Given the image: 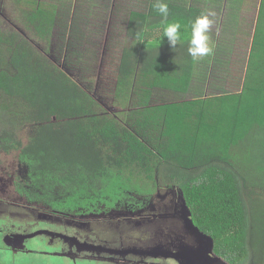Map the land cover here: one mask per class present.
Masks as SVG:
<instances>
[{"label": "trees", "instance_id": "trees-1", "mask_svg": "<svg viewBox=\"0 0 264 264\" xmlns=\"http://www.w3.org/2000/svg\"><path fill=\"white\" fill-rule=\"evenodd\" d=\"M166 2L167 21L153 0L130 12L126 33L135 46L123 50L116 97L132 107L120 116L105 113L27 36L0 26V114L21 104L27 112L15 115L20 125L37 126L25 144L13 123L1 131L0 147L20 151L29 165V199L58 211H91L99 199L113 207L125 191L145 185L177 186L215 254L231 264H264V7L245 74L235 75L233 63L218 60L210 69L208 59L188 54L191 23L206 10ZM15 3L24 26L47 44L60 19L74 13L70 0ZM174 21L182 33L175 49L164 36ZM212 70L218 72L212 85L222 90L206 95ZM162 97L165 102H154Z\"/></svg>", "mask_w": 264, "mask_h": 264}, {"label": "rangeland", "instance_id": "rangeland-1", "mask_svg": "<svg viewBox=\"0 0 264 264\" xmlns=\"http://www.w3.org/2000/svg\"><path fill=\"white\" fill-rule=\"evenodd\" d=\"M146 1L70 0L69 5H72L74 13H69L67 18L64 17L66 19H60L49 44L24 26V17L20 13L22 6L16 4L15 0H0V26L3 30L16 29L27 36L38 50L46 51L52 61L89 91L101 103V108L105 113H118L120 116L121 112H126L132 107L125 106L123 101L116 97L123 50L127 46H135V41L127 37V22L133 9H145L148 6L145 4ZM92 4L94 7L91 8L92 12L89 14L90 11L87 10ZM217 13L219 12L212 17L215 18V23H217V17H223L220 13V16L216 17ZM260 22L262 23L261 17ZM219 23L215 26L213 24L211 29L212 41L215 45L214 54L201 59H209V67L212 65L210 69L218 67L219 63H216L218 60L233 63L237 67L232 66L233 73L244 75L251 50L249 43L254 26L251 23L246 30H242L244 28L242 26L240 28L237 26V31H234L228 30L227 25L223 26ZM230 31H233L231 34H238L237 37H231ZM221 38H229L231 41H228L227 46H222ZM239 40H242L240 41L242 43L237 46L235 42ZM242 44L245 46H241ZM218 49H222L221 55L216 53ZM216 72L217 70H212L209 73V80L204 91L206 95L222 90L221 86L212 85L215 79L218 81L217 77L215 78ZM192 96L194 95L190 94L186 98ZM161 99L164 98L155 99L154 102H165ZM26 112L27 108L21 104L7 106V111L0 114V140L1 131L5 128L6 130L13 129L11 126L13 123H16L18 127L15 129L17 137L25 144L36 135L37 126L20 125V116L15 117L18 114L22 116ZM260 136L262 138V135ZM25 161L20 151L5 152L0 147V264H115L95 259L75 260L63 253L61 242L53 243L47 236L41 234L31 235L51 229L48 226L60 219L69 221L71 224H80L86 227V230H100L102 236L107 234L121 238L122 241L126 240L130 244H137L144 237H153L152 240L157 242L162 239L159 235V232L163 230L162 225H166L163 224L164 218L158 215L159 210L161 213L170 212L179 200H183L186 212L189 210L177 186L160 189L150 184L141 187L142 190L125 191L113 207L106 205L104 199H99L94 210L61 213L55 211L44 201H34L26 195L27 190H32L30 180L32 171ZM97 188L96 195L102 196L101 190L104 185L99 183ZM149 190L153 191L148 193ZM69 194L70 192L67 191L58 199L65 200ZM128 210L134 215H131ZM142 214L146 215L142 216ZM131 216L134 217L122 219ZM118 218L121 220L117 221ZM155 220L159 224L155 223ZM115 221L117 222L114 223ZM23 227L26 228L24 232L27 231L31 237L29 236L24 246L26 248L14 250L9 247L5 233L21 230ZM165 263L174 264L175 262L169 260Z\"/></svg>", "mask_w": 264, "mask_h": 264}, {"label": "flooded vegetation", "instance_id": "flooded-vegetation-1", "mask_svg": "<svg viewBox=\"0 0 264 264\" xmlns=\"http://www.w3.org/2000/svg\"><path fill=\"white\" fill-rule=\"evenodd\" d=\"M183 205V200H179L170 212L161 213L159 210L158 215L164 218L163 224L166 225H162L163 230L159 232L162 239L157 242L152 240L153 237H144L141 242L130 244L121 238L107 234L102 236L100 230H86V227L80 224H71L60 219L53 221L55 224L48 226L51 229L43 235L53 243L61 242L63 253L75 260L95 259L115 264H167L165 262L169 260L174 261V264H231L215 254L209 236L199 231L192 223L189 210L186 212ZM131 215L134 214L131 212ZM132 217L134 216L122 219ZM119 220L121 219L118 218L117 221ZM154 222L157 223L156 220ZM25 227L21 230H18V227L20 233H17L18 231L5 233L7 242L18 247L23 246L24 241L27 243L29 233L24 232Z\"/></svg>", "mask_w": 264, "mask_h": 264}, {"label": "crops", "instance_id": "crops-1", "mask_svg": "<svg viewBox=\"0 0 264 264\" xmlns=\"http://www.w3.org/2000/svg\"><path fill=\"white\" fill-rule=\"evenodd\" d=\"M180 1H184L185 3L188 2L190 3V5L193 4L201 8H204L209 13L219 12L221 15H223V17L222 16L220 18L217 17L220 16V14L217 13L216 22L222 23L223 26L227 25L228 30L237 31V26H239V28L240 26H242L244 27L242 30H246L249 28V25L252 23L254 26L253 28L254 31L251 35L250 43H249L250 48L252 47L255 30L260 20L261 9H263L264 7V5H262L263 0H180ZM262 11H264V9ZM250 17H252L251 20ZM217 23H214V26L217 25ZM246 25L248 26L245 27ZM232 32L233 31H230L231 37H237L238 34H231ZM227 34H229L228 31ZM220 40H223L222 46H227L228 41H231L229 40V38H221ZM240 41L242 40L235 42L236 44H238L237 46H240V44L242 43ZM241 46H245V45L242 44ZM216 51L217 53L220 51L219 55L222 54V49H218Z\"/></svg>", "mask_w": 264, "mask_h": 264}, {"label": "clouds", "instance_id": "clouds-1", "mask_svg": "<svg viewBox=\"0 0 264 264\" xmlns=\"http://www.w3.org/2000/svg\"><path fill=\"white\" fill-rule=\"evenodd\" d=\"M153 9L163 18L168 20L170 15L169 4L166 0H153ZM215 13L202 12L191 23V34L189 39L188 54L193 60H199L214 54L215 45L212 41L211 29L215 23L212 17ZM164 36L168 38V43L175 49L178 43L182 42L181 24L178 21L167 23Z\"/></svg>", "mask_w": 264, "mask_h": 264}, {"label": "water", "instance_id": "water-1", "mask_svg": "<svg viewBox=\"0 0 264 264\" xmlns=\"http://www.w3.org/2000/svg\"><path fill=\"white\" fill-rule=\"evenodd\" d=\"M199 230V229H198ZM200 231V230H199ZM48 232V230H43V231H39V232H37V233H35V234H33V235H31V236H36V235H43V234H46ZM30 235H28V237H27V239H29L30 237H29ZM5 239H6V241H7V235L5 236ZM25 241H24V245L23 246H20V247H18V246H16V245H13L12 243H9L8 242V245L12 248V249H14V250H16L17 248L18 249H21L22 250V248L24 249V248H26V247H24L25 246ZM17 249V250H18Z\"/></svg>", "mask_w": 264, "mask_h": 264}]
</instances>
